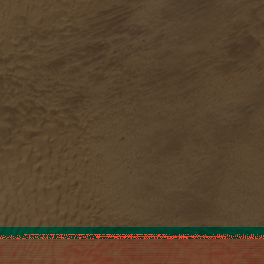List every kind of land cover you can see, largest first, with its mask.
Returning <instances> with one entry per match:
<instances>
[{"label": "bare ground", "instance_id": "1", "mask_svg": "<svg viewBox=\"0 0 264 264\" xmlns=\"http://www.w3.org/2000/svg\"><path fill=\"white\" fill-rule=\"evenodd\" d=\"M0 264H264V0H0Z\"/></svg>", "mask_w": 264, "mask_h": 264}]
</instances>
